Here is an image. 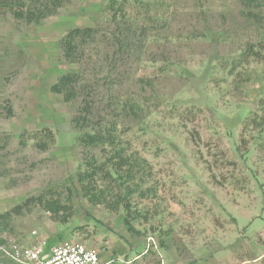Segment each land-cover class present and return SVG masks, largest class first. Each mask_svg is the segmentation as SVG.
Here are the masks:
<instances>
[{
  "label": "rangeland",
  "instance_id": "1",
  "mask_svg": "<svg viewBox=\"0 0 264 264\" xmlns=\"http://www.w3.org/2000/svg\"><path fill=\"white\" fill-rule=\"evenodd\" d=\"M86 27L106 39L66 63L60 40ZM65 73L82 75L97 106L138 105L139 120L118 130L151 169L130 228L124 208L83 196L84 161L106 155L82 146L79 104L51 92ZM100 187L119 192L114 180ZM65 242L97 249L103 264H264V7L68 0L39 24L0 10V244ZM0 264L19 263L0 252Z\"/></svg>",
  "mask_w": 264,
  "mask_h": 264
},
{
  "label": "trees",
  "instance_id": "2",
  "mask_svg": "<svg viewBox=\"0 0 264 264\" xmlns=\"http://www.w3.org/2000/svg\"><path fill=\"white\" fill-rule=\"evenodd\" d=\"M67 2L68 0H0V10L7 11L15 19L23 20L28 24H39L49 17L58 15ZM242 4L246 8H261L264 7V0H242ZM110 10L115 11L114 7ZM102 31L101 28L96 27L70 30L59 42L64 61L68 64H82L85 60L84 49L97 43L100 38L106 39ZM114 36L115 45L121 46L122 43L117 41L116 35ZM120 51L116 55L123 52V48ZM51 92L62 96L67 103L79 104L78 113L72 123L75 128L84 131L80 140L82 146L101 147L106 155L104 162L96 158L84 161L85 169L78 175L83 196L94 205H107L112 209L124 208L127 213L126 224L130 228L135 219L132 214L131 197L139 191V187L144 185L151 175V169L145 160L119 146V122L130 119L139 120L137 103L133 100L119 102L116 110L108 105L97 106L96 92L86 84L79 73L63 74L52 85ZM8 115H13L11 109L8 110ZM112 180L117 183L119 192L111 194L112 196L104 194L100 183ZM42 204L48 212L58 216L67 211V206L60 203L50 201L43 203L42 200ZM62 222H66V217Z\"/></svg>",
  "mask_w": 264,
  "mask_h": 264
},
{
  "label": "built area",
  "instance_id": "3",
  "mask_svg": "<svg viewBox=\"0 0 264 264\" xmlns=\"http://www.w3.org/2000/svg\"><path fill=\"white\" fill-rule=\"evenodd\" d=\"M0 252L19 264H103L100 252L81 242H65L49 252L45 244L24 247L6 243L0 244Z\"/></svg>",
  "mask_w": 264,
  "mask_h": 264
}]
</instances>
